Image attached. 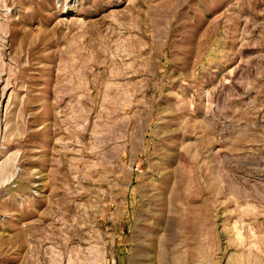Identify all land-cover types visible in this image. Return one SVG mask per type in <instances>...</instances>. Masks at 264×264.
Masks as SVG:
<instances>
[{
    "label": "rangeland",
    "instance_id": "374dc122",
    "mask_svg": "<svg viewBox=\"0 0 264 264\" xmlns=\"http://www.w3.org/2000/svg\"><path fill=\"white\" fill-rule=\"evenodd\" d=\"M0 264H264V0H0Z\"/></svg>",
    "mask_w": 264,
    "mask_h": 264
}]
</instances>
